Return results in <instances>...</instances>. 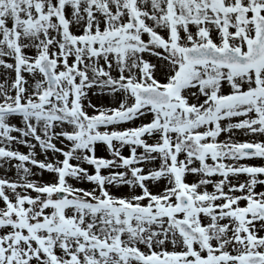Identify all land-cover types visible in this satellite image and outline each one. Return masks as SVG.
<instances>
[{"label": "snow or ice", "instance_id": "snow-or-ice-1", "mask_svg": "<svg viewBox=\"0 0 264 264\" xmlns=\"http://www.w3.org/2000/svg\"><path fill=\"white\" fill-rule=\"evenodd\" d=\"M0 169V264H264V0H0Z\"/></svg>", "mask_w": 264, "mask_h": 264}, {"label": "rangeland", "instance_id": "rangeland-1", "mask_svg": "<svg viewBox=\"0 0 264 264\" xmlns=\"http://www.w3.org/2000/svg\"><path fill=\"white\" fill-rule=\"evenodd\" d=\"M241 138L243 139L244 137H241ZM21 150H22V151H27V148L24 147V146H21ZM38 158L43 159V158H44L43 154H42V153H39V154H38ZM49 158H50V157H49ZM3 174H4L3 169H0V175H3ZM8 175H9V176H13V175H14V169L11 170V171H9V172H8ZM34 178H35V179L48 180V179H50V176H49L48 173H45L42 177L39 176V175H37V176L34 177Z\"/></svg>", "mask_w": 264, "mask_h": 264}]
</instances>
